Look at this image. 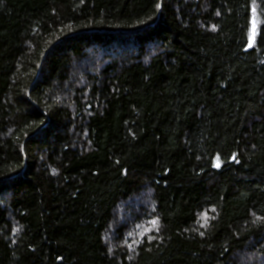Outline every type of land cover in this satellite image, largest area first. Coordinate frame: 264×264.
<instances>
[{
    "label": "trees",
    "instance_id": "trees-1",
    "mask_svg": "<svg viewBox=\"0 0 264 264\" xmlns=\"http://www.w3.org/2000/svg\"><path fill=\"white\" fill-rule=\"evenodd\" d=\"M0 264H264V0H0Z\"/></svg>",
    "mask_w": 264,
    "mask_h": 264
}]
</instances>
